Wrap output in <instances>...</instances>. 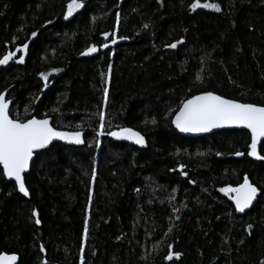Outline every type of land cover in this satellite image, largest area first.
I'll list each match as a JSON object with an SVG mask.
<instances>
[{"label": "trees", "instance_id": "16d2710c", "mask_svg": "<svg viewBox=\"0 0 264 264\" xmlns=\"http://www.w3.org/2000/svg\"><path fill=\"white\" fill-rule=\"evenodd\" d=\"M199 1L221 11L192 12L196 0H79L65 19L71 0H0V58L14 54L0 65L10 116L88 133L83 147L36 154L29 198L0 166V255L17 254L18 264H264V161L249 158L250 134L184 137L172 125L200 93L264 106V0ZM124 128L146 147L109 138ZM245 176L261 194L239 216L220 189Z\"/></svg>", "mask_w": 264, "mask_h": 264}, {"label": "snow or ice", "instance_id": "6c2138e0", "mask_svg": "<svg viewBox=\"0 0 264 264\" xmlns=\"http://www.w3.org/2000/svg\"><path fill=\"white\" fill-rule=\"evenodd\" d=\"M82 7L79 0H71L68 5V12L65 16L67 19L72 15L75 9ZM212 8L215 11H221L219 5L201 4L199 0L191 5L193 10L197 8ZM118 19V18H117ZM147 27V25H145ZM36 33L33 32L32 36ZM107 35V34H105ZM126 39V37H121ZM115 43V40H113ZM176 43L168 45V47L176 48ZM28 47L24 44L17 51H24ZM107 47V45H105ZM96 47H90L86 53H95ZM14 54L8 53L0 58V65H7L13 59ZM24 57L20 56L16 62L23 63ZM42 78L47 81L48 77L41 74ZM47 86V85H45ZM108 89H104V103H107ZM10 101L6 99L5 94H0V165H2V175L7 178L14 179L20 193L28 196L29 192L25 186L24 173L29 168V163L33 158L36 150L44 149L54 140L67 141L73 144L84 143L82 133L80 131L65 132L58 131L54 128L48 118L36 119L31 118L27 121L13 119L9 111ZM104 113H100V132L103 135ZM175 127L182 133H206L213 129L222 128L224 126H238L248 129L251 135L250 151L248 155L256 159L264 160V155L258 153V142L264 138V106H258L252 103H241L233 99H227L213 92H206L201 95H195L191 99L183 102L179 111L176 112L172 121ZM108 135L123 138L134 142L137 145H144V137L133 131L131 128H124L120 132H109ZM219 155V153H218ZM235 155L242 156L244 153L236 152ZM182 167V166H181ZM95 173H93V178ZM226 196H228L235 204L237 212H245L253 201L256 199L258 189L250 183L247 176L244 177L243 183L237 187L221 188ZM33 215L37 213L33 211ZM40 223L39 219L35 221ZM251 229L252 225L247 226ZM87 224H85L84 235L87 236ZM171 231V228H169ZM177 256L179 254H176ZM167 259H171L169 254ZM17 257L0 256V264H14Z\"/></svg>", "mask_w": 264, "mask_h": 264}, {"label": "water", "instance_id": "95a60500", "mask_svg": "<svg viewBox=\"0 0 264 264\" xmlns=\"http://www.w3.org/2000/svg\"><path fill=\"white\" fill-rule=\"evenodd\" d=\"M8 93H9V90H6V91H4L2 94H5V97H6V99H8ZM206 93V92H205ZM201 94H203V93H200V94H198V95H201ZM214 94H216V93H214ZM218 95V94H217ZM192 98V97H191ZM190 98V99H191ZM228 99V98H227ZM9 101H10V104H9V111H10V109H11V107H12V103L14 102V99H8ZM239 102V101H238ZM242 103V102H241ZM182 106V105H181ZM259 106V105H258ZM179 111V110H178ZM177 111V112H178ZM174 118H175V115H174V117H173V119H172V121L174 120ZM36 119H38V118H36ZM49 119V121H50V124L53 126V124H52V119L51 118H48ZM172 125H173V127H174V129L180 134V135H182V136H184V137H202V136H206V135H212V134H217V133H220V132H224V131H229V130H243V131H247L249 134H250V131L248 130V129H245V128H243V127H238V126H224V127H222V128H218V129H213L211 132H206V133H182V132H180L179 131V129H177L176 127H175V124L174 123H172ZM58 130V129H57ZM122 129H120V130H116V131H113V132H120ZM133 131H136V130H134V129H132ZM58 131H65V130H58ZM65 132H75V131H65ZM81 133H82V139H83V141H84V143H82V144H79V145H77V144H73V143H68L67 141H61V140H54L51 144H49L46 148H44V149H39V150H36L35 152H34V154H33V158H32V160L30 161V163H29V168L25 171V173L23 174L24 175V180H25V176L27 175V174H29L30 173V171H31V166H32V164H33V162H34V159H35V156H36V154H38V153H41V152H44V151H46V150H48V149H50L54 144H62V145H65V146H69V147H83L84 145H85V137H86V135L88 134L86 131H80ZM136 132H138V131H136ZM138 133H140V132H138ZM141 134V133H140ZM142 135V134H141ZM143 136V135H142ZM251 136V135H250ZM144 137V136H143ZM109 138H111L112 140H114V141H116V142H121V143H126V144H130V145H133V146H135V147H137V148H139V149H142V148H144V147H146V145H147V141H146V138L144 137V140H145V144L144 145H137V144H135L134 142H132V141H129V140H125V139H123V138H118V137H114V136H110L109 135ZM264 141V138H262L259 142H258V153L260 154V145H261V143ZM251 143V142H250ZM249 151H250V145H249ZM261 155V154H260ZM249 158L251 159V160H253V161H257V162H262V161H264V160H261V159H256V158H254V157H251V156H249ZM1 166V168H2V165H0ZM6 178V180L8 181V182H14L15 183V181H14V179H10V178H7V177H5ZM251 183V182H250ZM16 185V184H15ZM25 186H26V184H25ZM255 186V185H254ZM17 187V186H16ZM256 187V186H255ZM27 188V187H26ZM257 189H258V193H257V196H256V199L253 201V203H252V205L248 208V209H246L245 210V212H243V213H241V212H237L236 210V213H237V215H239V216H242V215H245L247 212H249L254 206H255V204L257 203V201H258V198H259V196H260V194H261V191L259 190V188L257 187ZM17 190H18V187H17ZM18 192H19V190H18ZM29 192V191H28ZM19 194H21L22 196H24L22 193H20L19 192ZM0 196H1V194H0ZM24 197H27V198H29V195L28 196H24ZM230 201H231V203L233 204V206H234V208H235V204L233 203V201L230 199ZM12 255H15L16 257H17V259H16V261L14 262V264H18L19 263V261H20V258H19V256L17 255V254H10V253H2L0 256H12Z\"/></svg>", "mask_w": 264, "mask_h": 264}, {"label": "rangeland", "instance_id": "374dc122", "mask_svg": "<svg viewBox=\"0 0 264 264\" xmlns=\"http://www.w3.org/2000/svg\"><path fill=\"white\" fill-rule=\"evenodd\" d=\"M199 3H201V4H205V3H207V4H213V3H211V2H202V1H199ZM217 5V4H216ZM78 9H80V8H78ZM200 9H202V10H207V11H214V12H217V11H215L214 9H212V8H203V7H201V8H197V9H195V10H193L192 8H191V11L192 12H195V11H197V10H200ZM77 9H75L73 12H75Z\"/></svg>", "mask_w": 264, "mask_h": 264}]
</instances>
